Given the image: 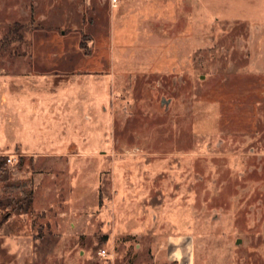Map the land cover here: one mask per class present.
I'll use <instances>...</instances> for the list:
<instances>
[{"label":"rangeland","instance_id":"374dc122","mask_svg":"<svg viewBox=\"0 0 264 264\" xmlns=\"http://www.w3.org/2000/svg\"><path fill=\"white\" fill-rule=\"evenodd\" d=\"M0 103V264H264V0H0Z\"/></svg>","mask_w":264,"mask_h":264},{"label":"trees","instance_id":"16d2710c","mask_svg":"<svg viewBox=\"0 0 264 264\" xmlns=\"http://www.w3.org/2000/svg\"><path fill=\"white\" fill-rule=\"evenodd\" d=\"M22 158V157H21ZM4 158H0V161H4ZM27 203H21V201L16 202L15 207L17 208V211L22 213L26 212L31 204V199L27 198ZM9 206V205H8ZM11 215V212H7L3 215H0V226L5 222V220Z\"/></svg>","mask_w":264,"mask_h":264},{"label":"crops","instance_id":"0c3cea01","mask_svg":"<svg viewBox=\"0 0 264 264\" xmlns=\"http://www.w3.org/2000/svg\"><path fill=\"white\" fill-rule=\"evenodd\" d=\"M119 1V0H118ZM118 1H117V3H118ZM116 3V4H117ZM34 6H35V4H34ZM115 7H116V5H115ZM23 9H24V7H23ZM38 80H42L41 79V76H39L38 77ZM39 81V82H40ZM0 105L2 106V103H0ZM35 107V108H34ZM34 107H32V108H28L27 110H28V115H26V117H35V114H37V110H39L40 111V108L42 107V104L40 105V104H38L37 106H34ZM43 107H44V105H43ZM43 107H42V109H43ZM25 109L26 108H24L23 109V112L25 111ZM47 115L45 114V113H40V115H39V117H46ZM31 126V125H30ZM23 128V127H22ZM22 144V146H23V143H21ZM25 145V144H24Z\"/></svg>","mask_w":264,"mask_h":264},{"label":"built area","instance_id":"2783aa9c","mask_svg":"<svg viewBox=\"0 0 264 264\" xmlns=\"http://www.w3.org/2000/svg\"><path fill=\"white\" fill-rule=\"evenodd\" d=\"M117 1H118V0H110L111 4H112L113 6H115V5H116ZM7 162L11 164V162H12V159H9V158H8ZM104 253H105V252H104V251H102V253H101V254H104Z\"/></svg>","mask_w":264,"mask_h":264},{"label":"flooded vegetation","instance_id":"af4514ba","mask_svg":"<svg viewBox=\"0 0 264 264\" xmlns=\"http://www.w3.org/2000/svg\"><path fill=\"white\" fill-rule=\"evenodd\" d=\"M187 262H189V261H187Z\"/></svg>","mask_w":264,"mask_h":264}]
</instances>
